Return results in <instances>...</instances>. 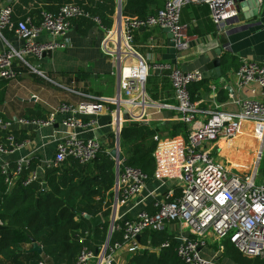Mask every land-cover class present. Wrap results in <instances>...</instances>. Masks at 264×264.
Returning a JSON list of instances; mask_svg holds the SVG:
<instances>
[{"label": "built area", "instance_id": "2783aa9c", "mask_svg": "<svg viewBox=\"0 0 264 264\" xmlns=\"http://www.w3.org/2000/svg\"><path fill=\"white\" fill-rule=\"evenodd\" d=\"M20 0H6L0 7V38L2 31H14L22 40L19 48L9 44L0 48V78H15L21 75L15 70L16 60L26 68L36 70L28 57L41 59L48 53L69 46L66 39L72 20L78 17H92L79 5H63L57 13L42 11L37 17L14 20V5ZM238 0H164L163 9L144 18L117 16L116 24L108 30L102 50L118 63V89L114 97L98 101H81L78 105L64 102L52 108L45 118L23 117L19 123L38 129L52 126L57 116H64L61 126L53 135L56 143L54 157L45 160L41 168H33L34 152L20 157L15 165L11 161L0 163V175L5 178L8 191L18 184L29 186L40 179L39 169L60 168L68 159H76L82 164L89 163L106 151L115 162V182L112 188L111 222H114L110 239L96 249L84 246L78 254L76 264H117L122 250L135 254L143 249L139 236L149 228L163 229L168 223L177 222L193 237L187 236L175 248L184 264H217L202 255V248L216 243L224 251V243L229 240L236 248L249 257H264V180L257 182V172L239 175L231 171L224 161L210 154L209 147L220 138L233 141L240 136L242 124L256 125L258 134H264V101L245 98L240 102L238 112L213 111L201 120L198 103L191 97L190 86L204 80V71L185 70L171 62H155L143 59L134 48L135 32L141 29L169 27L172 42L178 51L189 49L187 25L180 23L182 8L186 3H208L211 18L221 30L230 20L238 16ZM99 23L100 18L93 17ZM47 32L54 37L51 41H40L38 36ZM151 70L167 72L178 101L176 109L182 122L186 124L185 134H155L156 146L154 175L162 181L178 179L180 196L172 193L161 195L151 190L142 197L144 202L153 198V210H143L135 218H122L117 211L122 205L133 202L142 195L149 177L142 169L125 164V157L113 156L112 150L122 152V130L127 123L149 125V109L158 110L160 105L150 98L146 88ZM239 87L254 84L264 96V62L245 59L236 74ZM75 91L74 85L64 86ZM255 91V89H253ZM110 109L114 141L106 145L101 139L83 137L81 133L100 128L97 118L107 105ZM110 108V107H109ZM11 121L0 118V160L3 154L15 153L25 146L10 131ZM2 134V133H1ZM136 205V203H135ZM2 225V221L0 220ZM114 231L122 232V239L111 241ZM109 233V232H108ZM83 239H81L82 241ZM170 246L164 242L162 247ZM39 264H48L46 260Z\"/></svg>", "mask_w": 264, "mask_h": 264}, {"label": "crops", "instance_id": "0c3cea01", "mask_svg": "<svg viewBox=\"0 0 264 264\" xmlns=\"http://www.w3.org/2000/svg\"><path fill=\"white\" fill-rule=\"evenodd\" d=\"M5 1L0 0V7ZM126 1L116 0V10L110 25L105 24L101 18V23L93 17L74 18L66 36L69 41L67 48L53 51L41 59L28 57L27 60L36 70L26 68L21 61L16 60L14 68L20 70L21 75L9 79L0 78V118L11 121L10 131L19 141L26 142L20 151L3 154L0 163L8 160L15 165L20 157L27 156L33 151V168H41L45 160L54 157L56 143L53 135L61 126L64 116H57L54 125L41 129L24 126L18 122L19 119L45 118L52 108L64 102L78 105L81 101H98L101 98L115 96L119 83L115 73L118 63L103 52L102 44L108 30L116 24L119 7L122 6L123 12ZM20 2L14 5V18L18 20L22 19L27 8ZM244 4L246 6L238 2V16L231 19L221 30V25L211 18L208 3H186L182 8L180 23L187 25L190 47L183 52L175 48L172 38L162 27L144 28L135 32L133 46L143 59H153L160 63L171 62L185 70L201 71L207 69L211 58L222 59L221 66L218 67L220 73L218 79L204 78L202 82L190 86L191 96L201 110L198 116L201 120L207 118L213 111L238 112L240 102L245 98L264 101V96L254 84L246 87H239L237 84L236 74L245 59L264 62V0L257 2L251 0L250 3ZM231 29L233 30L230 32ZM2 33L0 48L7 44L16 48L23 45V40L12 30L5 29ZM222 35L228 40L227 44L221 41ZM38 39L51 41L54 37L43 32ZM221 47V54L218 56L216 51ZM66 85H74L77 92L66 89L64 87ZM146 88L150 98L160 105L159 111L148 110L149 117L152 118L149 125L155 129V134L162 136L185 134L184 123L176 109L178 101L167 72L151 70ZM112 107L111 104L105 106L102 113L97 116L100 123L98 130L81 133V136H95L101 139L105 146L111 145L114 141L113 129L110 126ZM1 133L0 135H5V131ZM209 151L217 160L224 161L232 172L242 175L256 171L258 178V171H262L264 179V134L257 133L255 124L244 122L237 139L227 141L224 137L220 138L209 147ZM154 171L149 175L142 195L118 208L117 213L122 216L119 223H122L124 218H135L143 210H153L152 197L139 202L151 190L166 196L169 193H172V196L181 195L178 179L162 181L154 175ZM45 174L44 170L39 169L40 179H43ZM102 217L104 223L111 222V212L107 217ZM151 229L165 232L171 237L170 240L176 239L178 244L187 236L193 237L177 222L168 223L163 229L149 228L146 230L147 233L144 232L140 237V242L143 241L142 238L147 237V244L141 243L143 249L138 252L139 254L145 251H148V254L153 252L161 254L169 248L162 247L164 242L154 243ZM118 233L122 239V232ZM32 246L26 244L24 249H30ZM225 251L226 249L221 251L216 243H210L202 248L201 253L206 259H212L217 264H236L224 257ZM135 254L122 250L117 257V264H126Z\"/></svg>", "mask_w": 264, "mask_h": 264}, {"label": "trees", "instance_id": "16d2710c", "mask_svg": "<svg viewBox=\"0 0 264 264\" xmlns=\"http://www.w3.org/2000/svg\"><path fill=\"white\" fill-rule=\"evenodd\" d=\"M20 1L27 7L22 19L35 16L38 21L42 11L57 13L63 5L73 3L110 25L116 10V0ZM163 3L164 0H127L123 15L144 18L163 9ZM183 126L185 131L186 124ZM155 132L148 124L127 123L124 126L121 148L125 164L140 168L147 175L153 174ZM43 182L47 183L46 189H42ZM114 182L115 162L106 151L86 164L68 159L60 168L47 170L43 179L29 186L18 184L9 191L4 176L0 175V220L4 226L0 230V264H39L43 260L48 264H76L84 246L96 249L107 239L109 223L93 232L90 221L83 215L107 217L110 214ZM150 231L154 243L169 241V248L161 254H148V251L135 254L126 264H184L175 250L176 239L170 240L165 232ZM119 239L121 235L114 231L111 241ZM142 240L141 243L147 244V237ZM35 242L43 247L42 254L24 249L26 244ZM224 247V257L236 264H264V257L243 255L229 240Z\"/></svg>", "mask_w": 264, "mask_h": 264}, {"label": "water", "instance_id": "95a60500", "mask_svg": "<svg viewBox=\"0 0 264 264\" xmlns=\"http://www.w3.org/2000/svg\"><path fill=\"white\" fill-rule=\"evenodd\" d=\"M247 0H238L237 2H241L243 3L244 6H246V4L244 3H250L251 0H248L249 2H245ZM257 2V0H255ZM122 6L119 7L118 9V17L121 18L122 16ZM164 30L168 33L169 37L172 38L173 37V34H172V31L169 27H165ZM233 29L229 30L230 32L232 31ZM221 41L224 43V44H227L228 43V40L226 39V37L224 35H222L221 37ZM221 50H222V47L217 49L216 51V54L219 56L221 54ZM50 53H48L49 55ZM221 63H222V59H220V57H217V58H211V61L207 64V69L204 71V78L205 79H218L220 73L218 72V67L221 66ZM112 155L113 156H116L118 155L120 159H122L124 157L123 153H119L118 154V149H113L112 150ZM47 188V183L46 182H43L42 184V189H46ZM86 219H88L90 221V223L92 224V230L93 232L95 231V229L99 226H102L104 224V219L102 217L101 214H98V215H91V214H88V213H85L83 215ZM113 226H114V222L111 223L110 225V228H109V233H108V236H107V239L109 240L110 237H111V233H112V230H113ZM4 226L0 224V230L3 228ZM139 239H140V236H139ZM30 250L32 251H37L39 252L40 254L43 253V247L41 245H39L38 243H33V246L30 248Z\"/></svg>", "mask_w": 264, "mask_h": 264}, {"label": "rangeland", "instance_id": "374dc122", "mask_svg": "<svg viewBox=\"0 0 264 264\" xmlns=\"http://www.w3.org/2000/svg\"><path fill=\"white\" fill-rule=\"evenodd\" d=\"M258 172H259V174H258L257 182L261 183L264 180L263 179V172L262 171H258ZM110 225H111V222H109V225H108V232H109Z\"/></svg>", "mask_w": 264, "mask_h": 264}]
</instances>
